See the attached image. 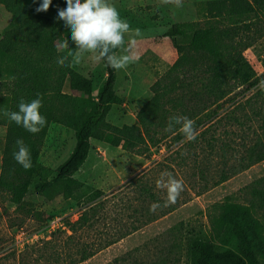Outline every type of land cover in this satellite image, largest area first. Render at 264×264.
<instances>
[{"label":"rangeland","instance_id":"374dc122","mask_svg":"<svg viewBox=\"0 0 264 264\" xmlns=\"http://www.w3.org/2000/svg\"><path fill=\"white\" fill-rule=\"evenodd\" d=\"M207 1L183 0L177 8L161 0H109L121 18L142 33L131 45L136 61L116 70L114 90L121 102L110 109L109 124L133 125L152 98V86L178 57L168 36L173 27L182 31L174 36L181 44L189 42L194 29L227 27L224 21L204 15ZM40 3L36 0L34 11ZM65 3L52 0L48 11L35 14L59 21L57 9ZM10 22L11 13L0 2V40ZM240 33L239 40L251 42L244 56L255 79L244 86L227 83L225 97L208 107L204 98L187 101L186 116L195 122V140H187L179 130L173 133L166 125L155 128V146L137 155L92 139L87 160L74 177L40 192L38 188L55 178L56 168L76 143L73 129L52 123L20 207L10 205L8 195L0 193V264H21L23 255L25 264L63 263L68 256L78 259L83 248L93 250L94 256L81 264H191V243L196 240L211 241L219 251L236 250V243L215 226L224 204L251 205L253 217L264 225V161L244 167L246 150L264 140V100L257 95L259 81L264 79V26L254 24ZM128 40L126 35V47ZM90 57L91 53H84L71 68L91 84L95 96L107 74L102 61ZM192 78L198 80L201 75L192 74ZM63 92L82 96L68 86ZM5 132L0 126V165ZM95 170L98 175L91 177ZM162 171L183 181V192L170 206H164L165 193L156 187ZM222 173L228 175L224 182ZM153 204L158 206L150 211ZM92 207L88 225L72 240L65 239L66 229L74 228L80 214ZM60 218L65 223L53 231L51 223ZM46 242L50 244L42 247ZM257 264H264V259L257 256Z\"/></svg>","mask_w":264,"mask_h":264},{"label":"trees","instance_id":"16d2710c","mask_svg":"<svg viewBox=\"0 0 264 264\" xmlns=\"http://www.w3.org/2000/svg\"><path fill=\"white\" fill-rule=\"evenodd\" d=\"M0 2L11 13V22L0 40V126L6 128L0 193L7 194L9 204L16 208L20 207L26 194L42 142L52 123L73 129L76 143L69 157L56 168L55 178L38 188L40 192L63 178L74 176L81 169L92 148V139L142 155L144 150L148 151L156 144L152 136L155 128L168 125L172 116L187 115L188 100L204 98L205 107H208L225 97L227 83L244 86L255 79V71L244 56L251 42H242L238 36L242 34V28L249 30L254 24L264 26V0L207 1L203 4L204 15L208 19L224 21L227 27L194 29L187 44L174 39L182 31L173 27L168 36L173 40L177 60L152 86L153 96L139 110L136 122L117 127L106 120L110 109L121 102L114 90L116 70L102 61L107 77L99 92L92 96L91 84L86 79L71 67L56 63L58 56L65 55L68 50L76 51L64 22L36 15L33 0ZM61 7L65 8L66 3ZM64 43L67 48L58 51ZM192 74L201 75V79L189 80ZM66 86L82 96L66 95L63 92ZM38 93L42 97L40 113L47 119L46 126L39 133L32 134L3 116L5 110L18 111L21 98L31 101ZM257 95L264 100V91L258 90ZM75 108L78 114L72 113ZM178 130L179 126H176L172 132ZM17 139H23L30 149L32 167L29 170L23 169L12 156ZM244 161L245 168L264 161V140L255 142L246 150ZM227 177L222 173L220 181L224 182ZM252 208L251 205L230 203L221 206L215 226L236 243V250L219 251L211 241L196 240L191 243V264H257V256L264 259V225L253 217ZM90 210L94 208L81 213L74 228L66 229L65 239L72 240L76 232L88 225ZM47 244L50 243L46 242L42 247ZM78 253V259L68 256L69 260L64 262L81 264L94 256V251L86 248ZM25 261L26 255H23L21 264ZM47 264H51L50 261Z\"/></svg>","mask_w":264,"mask_h":264},{"label":"clouds","instance_id":"9594fccd","mask_svg":"<svg viewBox=\"0 0 264 264\" xmlns=\"http://www.w3.org/2000/svg\"><path fill=\"white\" fill-rule=\"evenodd\" d=\"M35 3L36 0H33ZM163 4H173L177 8L183 6V0H161ZM52 0H42L35 9L36 12L48 11ZM57 20H62L64 26L69 29L71 41L76 51L68 50L65 55L58 56L56 63L61 67H71L80 62L84 53H91L90 59L99 63L105 61L106 66L114 70H124L136 61L131 54V45L134 37L142 35L139 28L132 29L125 18H121L116 6L109 0H66L65 8L57 9ZM129 37L126 47L125 36ZM67 43L60 46L66 49ZM71 58V61L70 59ZM258 88L264 91V79L259 81ZM42 97L25 101L23 98L18 103V111L5 110L3 116L9 122L22 126L26 131L37 134L47 124V119L40 113ZM195 122L187 116H172L169 119L168 128L179 126V131L189 140H195ZM12 156L23 169L32 167L31 152L23 139H17ZM156 187L165 193L164 206L175 204L184 190L183 181L171 172L162 171L156 180ZM158 205L150 206L154 211Z\"/></svg>","mask_w":264,"mask_h":264},{"label":"built area","instance_id":"2783aa9c","mask_svg":"<svg viewBox=\"0 0 264 264\" xmlns=\"http://www.w3.org/2000/svg\"><path fill=\"white\" fill-rule=\"evenodd\" d=\"M61 223H65V221H64L62 218H60V219H56L55 221H53V222L51 223V229H52L53 231H55L56 227H58L59 225H63V224H61ZM62 227H64V226H62ZM63 229H66V228L64 227Z\"/></svg>","mask_w":264,"mask_h":264},{"label":"crops","instance_id":"0c3cea01","mask_svg":"<svg viewBox=\"0 0 264 264\" xmlns=\"http://www.w3.org/2000/svg\"><path fill=\"white\" fill-rule=\"evenodd\" d=\"M104 150H106V148L104 147ZM91 151V150H90ZM96 175H98V170H95L94 172H92V174H91V177H95ZM72 177H74V176H72ZM67 178H71V177H67ZM64 179H66V178H63V179H61V180H64ZM61 180H59V181H61ZM90 180V179H89ZM85 182V181H84ZM83 182V183H84ZM51 188L52 187H50L48 190H46V192H48V191H51Z\"/></svg>","mask_w":264,"mask_h":264}]
</instances>
